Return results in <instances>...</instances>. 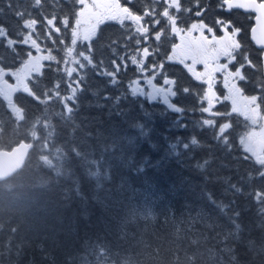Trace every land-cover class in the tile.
Segmentation results:
<instances>
[{
    "label": "trees",
    "instance_id": "16d2710c",
    "mask_svg": "<svg viewBox=\"0 0 264 264\" xmlns=\"http://www.w3.org/2000/svg\"><path fill=\"white\" fill-rule=\"evenodd\" d=\"M119 1L135 13L149 6V0ZM12 2L13 11L0 2L4 9L0 26L9 32L0 38V67L16 71L29 52L32 57L46 56L51 50L56 60H42L40 74H33L29 87L35 90L38 84L47 90L63 81L61 88L65 89V69L75 66L65 62L66 46H72V29L64 33L62 25L54 21L62 32L53 31L50 36L47 20L53 15L63 20L79 5H73L72 0H42L43 6L34 8V0ZM151 6L162 11L156 3ZM183 6L193 11L191 15L183 13L178 25L186 28L202 19L195 16L199 10L196 0ZM201 6L205 8L203 22L209 27L216 19H227L216 0H204ZM25 10L29 15L24 18L37 19L38 23L29 43L17 42L13 52L7 40H23L30 34L22 30L23 20L14 15V11ZM74 22L73 16V26ZM164 24L167 20L156 31ZM130 25V21L123 25L105 21L92 41L82 46L78 42L75 51L92 43L94 63L103 60L107 70H112L110 61L116 60L121 72L118 81L110 83L106 76H97L91 66L83 70L86 85L77 95L68 123L56 117L59 107L50 104L51 110L45 111L22 91L9 98L10 104L0 93V149L20 142L29 144L23 165L0 177V264H264V215L245 197L225 192L229 181L236 183L249 172L255 175L251 162L237 159L245 154L237 137L245 120L238 113L229 117V139L235 147L229 155L212 135L228 116L201 113V106L208 102L200 99L205 85L185 66L167 59L175 38L170 28L162 44L152 41L149 51L161 44L159 54L147 57L144 63L150 73L154 64L163 62L165 75L178 81L180 88L190 89L170 100L185 111L169 108L162 96L147 94L145 88L133 92L130 84L135 76L143 75L139 73L143 65H133L128 57L118 59L140 47L133 38L134 28L128 30ZM240 27L241 34L247 36L245 22ZM32 40L41 51L31 46ZM245 48L259 61L253 47ZM248 75L252 83H239L244 95L259 96V87L253 85L264 77L261 67L259 72L249 69ZM12 81L10 77L8 85ZM156 81L163 85L162 76ZM217 94L223 97L225 92L220 89ZM257 103L264 115V103ZM12 104L24 108V122L16 120ZM230 107L227 100L216 109L231 113ZM208 118L216 121L211 127L202 123ZM193 136L199 147L188 143ZM205 160L211 163L204 170L198 169L196 165ZM251 183L252 187L264 186L260 179ZM218 205L229 208L222 213ZM236 212L241 213L238 219L234 218Z\"/></svg>",
    "mask_w": 264,
    "mask_h": 264
},
{
    "label": "snow or ice",
    "instance_id": "6c2138e0",
    "mask_svg": "<svg viewBox=\"0 0 264 264\" xmlns=\"http://www.w3.org/2000/svg\"><path fill=\"white\" fill-rule=\"evenodd\" d=\"M2 3H6L10 11L15 9V5L12 0H0ZM130 2V0H128ZM191 4L192 0H149V6L143 12V15H138L129 7L122 6L119 3V0H113L112 3L102 4L98 3L97 0H72L73 5L78 4L79 10L74 13L70 12L66 15L63 20H58L56 15H53L52 19L47 20L48 32L51 36V33H61L62 29L60 27L54 26V21L59 22L64 33L67 32L69 28L72 29V46H66L65 51V62L72 63L75 66L65 69L67 73L68 82L65 89L61 88V83L54 85L52 88L44 90L39 87L37 84L35 90L29 87L28 81H31L33 74L35 73L37 77L40 74L41 68L43 65L40 63L41 60H56V57L51 55V50L46 56H37L32 57L31 52L28 53L29 59L24 62L23 66L20 69H17L15 72H6L3 67H0V83H2L3 88L0 89V92L3 93L6 99L9 98V92L22 91L27 93L28 96H31L34 101L38 102V105H43L45 111H50L49 105L59 107L60 111L56 113V117L63 119L65 123H68L69 118L72 117L74 112V106L77 103V95L81 92L85 85L86 81L81 72L87 67L91 66L97 76H106L110 83L118 81L116 79L117 75L121 72V65L116 63V60L110 61L114 65L112 70H107L108 66L103 60L93 61L94 48L92 43H89L83 51H75V48L79 42L82 46L84 41H92L93 37L97 36L96 29L98 26L103 23L104 20H113L117 21L121 25L125 21H130L131 25L129 26V32H132L134 28L133 38L136 41V45L140 46L143 43H147L148 47L143 48V57H149L151 55H158L160 51L161 44L166 41L167 36L169 35L168 29H171V35L173 37L179 36L181 39H184L182 33L183 29L177 27L178 21L182 22V14L187 13L191 15L193 9L185 8L184 3ZM44 3H47V0H44ZM156 3L160 5V8H154L151 5ZM204 4V0H196V7L199 9L195 12V16L200 19L199 22L193 23L191 27L187 30L185 35H191L193 32H199V37H194L198 47L202 50L204 55L201 59L192 58V64L189 65L185 63L187 56L175 57L168 56L169 61L173 59H178L180 64H183L189 72H191L194 78L198 81H203L207 84V89L204 91L203 96L200 97L201 100H207L208 106H201V113H211L216 117H230L232 113H238L244 115L246 120L251 121L253 125L257 124L260 121H264V115H261V104L257 103L259 100L261 103H264V77L261 78L258 85L254 84L253 87H259L260 95H251L244 96L243 89L239 86V83L249 84L252 83L251 78L248 75L249 69H255L257 72L260 71V64L258 58H253L252 55L247 54L248 50L242 45L241 41L237 39V36L240 34L241 29L234 26L233 22L230 20L216 19L212 21V26L209 27L208 24L203 22V17L205 16V8L201 5ZM42 0H34L33 7H42ZM216 6L227 12H231L233 9H245L255 12L256 19L258 23H264V0H260L257 3V0H216ZM104 9L105 11L101 12L100 10ZM4 9L0 7V13H3ZM14 15L18 20H23L22 30H28L29 35L24 36L23 40H7L8 48L12 49L15 52V45L28 44L31 39V33L35 32V27L38 23L37 19H25L24 17L29 15L27 10L25 11H14ZM75 17V27L72 25V17ZM103 17V19H101ZM151 19H147V18ZM85 19L92 20L95 19V24L84 32L80 31V26L84 23ZM167 20V24H164L163 27H160V31H156L158 26L163 24V21ZM41 26H43L41 24ZM229 29L231 31H229ZM214 30H222L224 35L222 37H217ZM257 31L256 28L252 29L253 34ZM205 32L212 34L211 40L205 36ZM153 33L155 35L153 36ZM9 35L8 30L5 27L0 26V38H4ZM19 35V34H18ZM49 36V38H50ZM253 39L256 41V44L261 46V51H264V39H257L253 35ZM161 42L150 52L149 48L152 47V41ZM55 43V41H54ZM60 43H63V40H60ZM3 45V40H0V46ZM31 46L35 47L37 51H41L39 45L35 40H32ZM180 45L173 44V52ZM115 53V50H113ZM87 52V55L85 54ZM220 57H224L226 62L220 63ZM121 61L126 60L127 56L119 57ZM138 62V57L133 56L131 63L136 65ZM198 63H203L205 72L199 73L195 71V65ZM139 64L143 65L139 70L141 72L148 69V65L144 63V59H139ZM239 65L238 67L236 65ZM211 65V67H210ZM234 68V71L230 70ZM220 73L224 76L225 87L228 88L229 94L225 99L232 100V112L231 113H219L212 112L213 100L219 101V97L216 96L213 92V85L216 83V74ZM75 74V79L73 75ZM12 75L17 80V85H8L7 81L4 80V76ZM149 76L152 78L163 77V87L156 88L153 87V95H160L164 98L165 103L169 108H173L177 112L185 111L181 107L173 105L170 100L173 97H176L180 92L189 93L190 89L187 87L180 88L178 86V81L170 79L165 75V65L161 62L159 65L153 66L152 70L149 73ZM207 77L205 80L204 77ZM120 82V81H119ZM149 84H152V79H148ZM239 82V83H238ZM133 84H136V81H132ZM133 92L143 91V89H138L136 87L132 88ZM66 92L67 94H62ZM242 100L246 109L241 111L237 106V99ZM11 104V100L9 99ZM65 110H67V116L64 115ZM12 111L15 114V118L18 122H24L25 120V110L22 107H17L15 104H12ZM56 117H53L54 119ZM203 125L213 126L216 121L213 119H204ZM39 126V125H37ZM231 128V124L224 123L219 125L218 131L212 133L214 140L216 141L217 146L222 150H226L229 155L232 151H235V147L232 145L231 140L229 139L228 130ZM257 137H264V124H261L260 131H250L246 134L245 137H241V144L244 147V155L242 157H237V159L242 160L243 162H251L255 168V175L252 172H249L246 176H241L236 183L228 182V187L225 189V192H231L233 197L243 196L246 199L250 200L253 204L257 205L258 212L261 215H264V186L252 187V181L254 179H260L264 181V146H260L255 141L258 140ZM192 146H200L199 141L195 136H193L188 142ZM187 148L188 144L183 145ZM211 163L210 160H205L203 163H198L196 167L200 170H204L205 167ZM209 199L215 203V200L212 199L209 195ZM235 203V200H233ZM222 213H226L229 205H218ZM241 215L240 212H236L234 218L238 219ZM241 229L237 225V232Z\"/></svg>",
    "mask_w": 264,
    "mask_h": 264
},
{
    "label": "flooded vegetation",
    "instance_id": "af4514ba",
    "mask_svg": "<svg viewBox=\"0 0 264 264\" xmlns=\"http://www.w3.org/2000/svg\"><path fill=\"white\" fill-rule=\"evenodd\" d=\"M237 11L239 12V14L237 13ZM225 13H227V14H225V16L227 17V20L230 19V21L233 22L234 26L239 27L240 29H241L240 25H242L243 22H245V24L248 26V35L246 36V33H244V35H242L240 32V34L237 36V39L241 41V43L244 47H253V49L255 50L257 55H259V59H260L261 49H259L255 46V44L251 41L250 36H249V29L253 23V14L251 12H242L238 9H233L230 13L225 11ZM238 18H240V19H238ZM177 27L184 30V32L182 33V36H184V39L182 40L181 37H179V36H176L174 38L173 44L180 45V47L176 49L177 53H176L175 57L187 56L188 59H186L185 63L191 65L193 57H195L196 59L199 60L204 55L202 50L198 47L196 40L193 39L194 37H199V32H193V33H191V35H185L187 33V30L191 27V25H190V27L187 26L185 28V27L177 24ZM214 31H215V34L217 37H222L224 35V32L221 30H214ZM229 31H231V30L229 29ZM170 33H171V30H170ZM204 34H205V36L208 37L209 40H211L212 34L207 33V32H205ZM245 38H247V39L245 42H243V40ZM173 44H171L170 48L173 46ZM246 44H247V46H246ZM166 56L168 57V56H170V54L168 53ZM173 60H176L177 62H179L178 59H173ZM225 62H226L225 58L220 57V63H225ZM182 66H184V65L182 64ZM236 66L238 67V65H236ZM194 67H195L196 72H199V73L205 72V68H204L203 63H198ZM210 67H211V65H210ZM230 70L234 71V68L230 67ZM190 74L193 76V74L191 72H190ZM193 78H194V76H193ZM199 82H202V84L205 85V83L203 81H199ZM151 87L153 88L156 86H154L152 83ZM160 87H163V86H159L158 88H160ZM205 87H206V85H205ZM220 89H223L225 92H229L228 88L225 87L224 76L220 73H217L216 74V83L213 85V92L218 93V92H220ZM154 96H157V95H154ZM217 97H220V96L217 94ZM155 99H157V98H155Z\"/></svg>",
    "mask_w": 264,
    "mask_h": 264
},
{
    "label": "rangeland",
    "instance_id": "374dc122",
    "mask_svg": "<svg viewBox=\"0 0 264 264\" xmlns=\"http://www.w3.org/2000/svg\"><path fill=\"white\" fill-rule=\"evenodd\" d=\"M97 2L98 3H102V4H108V3H112L113 2V0H97ZM119 3L121 4L122 2L121 1H119ZM122 6H123V4H121ZM80 7V6H79ZM78 10H79V8H78ZM77 10V11H78ZM101 12H103V11H105L104 9H101L100 10ZM136 14H138V15H143V12H141V11H137V13ZM101 19H103V17H101ZM105 21H110V20H104L103 21V23L105 22ZM95 24V19H92V20H87V19H85V21H84V23L80 26V31L81 32H84L85 30H87L88 28H90L92 25H94ZM102 24V23H101ZM73 27H75V22H74V26ZM84 42H87V41H84ZM142 44H143V42H142ZM144 47H148V45H147V43H144L143 45H140V47H138V48H135V52H133V53H129L128 54V61L131 63V59H132V57L133 56H137L138 57V62H137V64H139V59L140 58H143L144 60L147 58V57H143V48ZM176 53H177V51L175 50V52H173V48L171 47L170 48V50H169V54L170 55H172V56H176ZM86 54V53H85ZM33 55V54H32ZM35 57H37V56H33V58H35ZM28 59H29V57H28ZM28 59H26L25 61H27ZM24 63V62H23ZM40 63L42 64V60L40 61ZM6 72H15V71H10V70H5ZM141 71L139 70V73H140ZM202 73H204V72H202ZM142 74L143 75H140V76H135L133 79H132V81L134 82V81H136L137 83L136 84H133L132 82H131V84H130V88L132 89V88H134V87H136V88H145L147 91H146V93L147 94H149L150 92H153V90L151 89L150 90V84L147 82L148 81V79H152V82H154L156 85H160V84H158V82L156 81V78H152V77H150L149 76V73H148V69L147 70H145V71H143L142 72ZM145 74H147V75H145ZM9 76V78L11 77V78H13V81L12 82H10V84L9 85H17V80H16V78L14 77V76H12V75H6V76H4V80H6V81H8L9 80V78H7ZM206 77V76H205ZM204 77V79L206 80L207 79V77L205 78ZM205 85H206V87H205V90L207 89V84L205 83ZM3 88V85H2V83H0V89H2ZM156 88H158V87H156ZM225 92V91H224ZM2 95H3V93L2 92H0ZM15 92H9V98L11 99V97H12V95L14 94ZM228 94H229V92H225V95L223 96V97H219V101L217 102L216 100H213V108H212V112H219V113H222L221 111H217V109H216V107H217V105H218V103H220V102H223V101H227V100H229V102H230V104H231V109H232V107H233V104H232V100L231 99H225V97L226 96H228ZM216 96H217V94H216ZM8 98V99H9ZM207 106H208V102H207ZM237 106L241 109V111H244L245 109H246V105H245V103L242 101V100H240L239 98L237 99ZM207 115H209V116H213L211 113H208ZM236 117L238 116V115H235ZM241 116V118H243L244 120H245V122H246V125L242 128V132L240 133V135L238 134L237 135V137H238V141H239V143L241 144V137H245L246 136V134L248 133V132H250V131H256L257 133H259V131H260V126H261V124H264V121H260V122H258L257 124H255V125H253L252 123H251V121H249V120H246L245 119V117H244V115H240ZM209 119V118H208ZM224 123H229L230 124V122H229V117L228 118H224L223 119V121L221 120L220 122H219V125H221V124H224ZM219 125H218V128H219ZM257 139L258 140H256L255 142L257 143V144H259L258 142H260V141H262L263 142V146H264V137H257ZM241 146H242V144H241ZM243 147V146H242ZM243 149H244V147H243Z\"/></svg>",
    "mask_w": 264,
    "mask_h": 264
},
{
    "label": "water",
    "instance_id": "95a60500",
    "mask_svg": "<svg viewBox=\"0 0 264 264\" xmlns=\"http://www.w3.org/2000/svg\"><path fill=\"white\" fill-rule=\"evenodd\" d=\"M260 0H257L259 3ZM242 12H251L253 14V24L249 29V36L251 41L255 44V46L261 49V46L256 44V41L253 39V35L256 36L257 39H264V23H258L256 19V13L253 11L238 9ZM256 28L257 31L253 34L252 29ZM260 63L262 66V72L264 75V51L261 52ZM260 146H262V142H258ZM28 153V145L26 143H17L11 146L9 149L0 150V177H6L15 170L19 169L27 156Z\"/></svg>",
    "mask_w": 264,
    "mask_h": 264
}]
</instances>
